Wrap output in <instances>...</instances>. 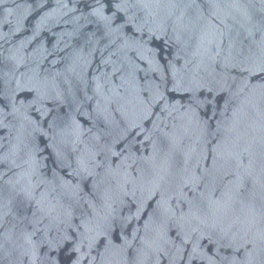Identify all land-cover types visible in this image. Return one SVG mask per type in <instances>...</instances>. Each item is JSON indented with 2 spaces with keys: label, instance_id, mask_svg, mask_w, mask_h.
<instances>
[{
  "label": "water",
  "instance_id": "water-1",
  "mask_svg": "<svg viewBox=\"0 0 264 264\" xmlns=\"http://www.w3.org/2000/svg\"><path fill=\"white\" fill-rule=\"evenodd\" d=\"M0 264H264V0H0Z\"/></svg>",
  "mask_w": 264,
  "mask_h": 264
}]
</instances>
